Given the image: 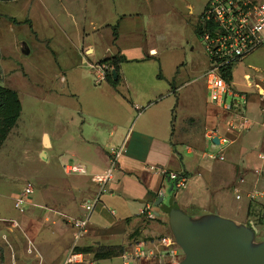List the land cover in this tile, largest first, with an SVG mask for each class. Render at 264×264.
<instances>
[{
  "label": "crops",
  "instance_id": "crops-1",
  "mask_svg": "<svg viewBox=\"0 0 264 264\" xmlns=\"http://www.w3.org/2000/svg\"><path fill=\"white\" fill-rule=\"evenodd\" d=\"M182 1L186 3V12L180 15L183 24L188 22L192 27L195 22L201 23L211 0H203L198 7L189 0ZM141 2L151 5V0ZM135 3L132 0V15H120L116 26L107 25L108 29L113 28L114 50L98 55L97 46L84 41L77 48L81 64L76 63L71 69L60 67L64 91L56 95L75 101L76 108L68 112V124L77 132L67 139L68 149L58 156L65 175L75 178L69 184L73 202L70 212L59 210L70 229L62 234L59 230L58 238L68 237L69 252L89 248L87 254L79 252L85 254L86 264L115 258L123 264L124 258L128 264H180L185 254L175 239L170 215L163 205H155L159 192L165 189L168 193L170 188L164 172H174L185 176L187 183L173 192V204L191 222L228 221L239 228L252 229L254 245L264 243H256L259 235L264 236V196L255 201L249 199L252 192L264 194V103L260 98L264 77L246 74L245 82L237 84L233 75L231 84L248 95L243 112H228L210 105L204 79L208 68L191 80L185 76L183 62L166 65L161 40L155 37L162 15H149L147 7L139 10ZM192 31L197 36L193 27ZM112 57L125 59L119 65V85L113 88L106 81L96 85L93 67ZM85 61L87 65L83 64ZM199 80L205 88L206 107L179 123L181 91ZM241 116L247 118L246 123ZM215 139L219 144L214 143ZM224 140L227 143L222 145ZM123 145L114 180L88 215L83 205L99 192L93 176L107 170L111 151ZM52 147L50 134L43 133L42 152L46 158ZM72 163L86 166L87 173L68 174L64 165ZM151 166L159 170L153 171ZM172 195L165 196L163 204ZM148 205L153 207L154 219L143 214ZM40 207L44 205L36 208ZM75 221L87 224L83 230L75 229ZM163 238L169 242H161ZM54 241H58L57 236ZM171 248L177 251L176 257L169 255ZM107 251L113 252L112 257L95 259L96 253Z\"/></svg>",
  "mask_w": 264,
  "mask_h": 264
},
{
  "label": "rangeland",
  "instance_id": "rangeland-1",
  "mask_svg": "<svg viewBox=\"0 0 264 264\" xmlns=\"http://www.w3.org/2000/svg\"><path fill=\"white\" fill-rule=\"evenodd\" d=\"M135 1L136 9L147 7V14L162 15L155 37L161 40L166 65L181 61L186 78L201 76L209 60L202 39L192 31V27L194 31L198 29L200 21L191 27L180 18L186 12V3L151 0V5L144 6L142 0ZM189 1L197 7L203 2ZM123 14L132 15V0L0 1V85L16 91L22 103L21 117L0 148V218L4 220L0 222V264H62L69 253L66 248L70 240L58 235L59 230L62 234L70 229L61 213H69L73 205L69 184L75 178L65 175L58 156L68 149L67 139L77 132L68 124V112L76 108V103L71 97L56 95L64 91L60 67L64 70L81 64L77 48L84 41L95 44L98 55L114 50L113 28L107 25L116 26ZM9 18L21 22L29 19L33 29L28 24L16 25ZM83 64L87 65L86 61ZM246 74L264 77V47L234 66L237 84L245 82ZM204 107L202 81L184 87L179 123L199 114ZM45 132L53 141L47 151L49 158L42 155ZM27 186L34 188L28 197L30 203L24 211L17 210L15 199ZM38 205L44 207L36 208ZM259 236L256 243L264 240ZM101 264L123 262L115 258Z\"/></svg>",
  "mask_w": 264,
  "mask_h": 264
},
{
  "label": "built area",
  "instance_id": "built-area-1",
  "mask_svg": "<svg viewBox=\"0 0 264 264\" xmlns=\"http://www.w3.org/2000/svg\"><path fill=\"white\" fill-rule=\"evenodd\" d=\"M200 26V38L209 60V67L204 75L208 103L228 112L241 113L248 104V95L237 90L231 82H227L222 74L264 47V0H211L202 13ZM93 68L96 70V85L105 82L107 74L112 72V67L108 64H97ZM260 98L264 103V93H260ZM241 120L247 122L244 116H241ZM226 143L227 141L224 140L222 145ZM123 151L124 145L113 149L109 156L110 165L107 170L93 176V182L98 184L99 192L97 197L86 201L83 205L88 215L100 203L101 197L107 192L108 185L114 180L118 160ZM64 169L68 174L87 173L86 166L76 163L64 165ZM150 169L159 170L156 166H151ZM164 174L168 181L174 184V191L182 189L187 183V178L178 173L164 172ZM33 191V187L27 186L19 194L15 199L17 210L24 211L28 204V197ZM167 194L164 189L158 195L164 198ZM258 196H264V194L252 192L249 194V199L255 201ZM143 214L150 219L156 217L152 205L146 206ZM2 221L4 220L0 219V222ZM86 224V221L74 222V226L80 230H83ZM161 242L167 244L169 240L163 238ZM30 246L29 253H32L31 243ZM169 255L176 257L177 251L171 248ZM140 256L143 254L140 253ZM64 264H86L85 254L72 250L68 253ZM124 264H128L127 258H124Z\"/></svg>",
  "mask_w": 264,
  "mask_h": 264
},
{
  "label": "water",
  "instance_id": "water-1",
  "mask_svg": "<svg viewBox=\"0 0 264 264\" xmlns=\"http://www.w3.org/2000/svg\"><path fill=\"white\" fill-rule=\"evenodd\" d=\"M112 75L117 80L116 70ZM214 143L219 144V140L215 139ZM45 145L48 146L47 138ZM173 188L174 184L170 183L169 195L173 194ZM163 201L160 197L155 205H163L170 215L175 239L185 254L180 264H264V243L253 244L252 229L239 228L219 219L193 223L173 204V195L167 204Z\"/></svg>",
  "mask_w": 264,
  "mask_h": 264
},
{
  "label": "trees",
  "instance_id": "trees-1",
  "mask_svg": "<svg viewBox=\"0 0 264 264\" xmlns=\"http://www.w3.org/2000/svg\"><path fill=\"white\" fill-rule=\"evenodd\" d=\"M2 2H9L14 0H0ZM10 21L16 25L28 24L31 29H33V25L31 20L27 19L25 21H18L13 18H9ZM196 34L200 37L201 34V26L199 25L196 30ZM125 59L123 57H112L107 58L99 62V64H108L112 67V71L116 70L118 73L117 80H114V77L111 73H108L106 76V82L109 83L110 86L116 88L119 85L120 77H119V65ZM223 77L227 82H232L233 80V69L228 68L223 74ZM161 77V76H160ZM173 86V84H172ZM22 113V103L20 101L19 95L13 89L8 87H4L0 85V148L3 146L8 136L12 132V130L16 127ZM76 252L89 253L91 250L76 248ZM113 252H100L95 254L96 260H104L112 257Z\"/></svg>",
  "mask_w": 264,
  "mask_h": 264
},
{
  "label": "bare ground",
  "instance_id": "bare-ground-1",
  "mask_svg": "<svg viewBox=\"0 0 264 264\" xmlns=\"http://www.w3.org/2000/svg\"><path fill=\"white\" fill-rule=\"evenodd\" d=\"M47 142H48V139H47Z\"/></svg>",
  "mask_w": 264,
  "mask_h": 264
}]
</instances>
